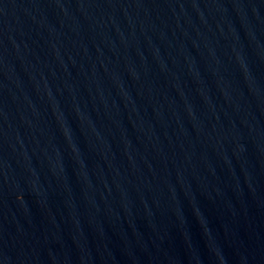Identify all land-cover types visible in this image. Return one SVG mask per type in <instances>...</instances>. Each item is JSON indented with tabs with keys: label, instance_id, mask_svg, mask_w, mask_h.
Returning <instances> with one entry per match:
<instances>
[{
	"label": "water",
	"instance_id": "1",
	"mask_svg": "<svg viewBox=\"0 0 264 264\" xmlns=\"http://www.w3.org/2000/svg\"><path fill=\"white\" fill-rule=\"evenodd\" d=\"M0 264H264V0H0Z\"/></svg>",
	"mask_w": 264,
	"mask_h": 264
}]
</instances>
